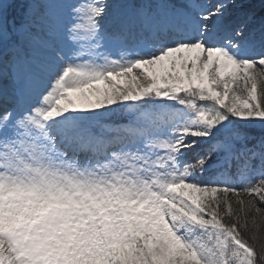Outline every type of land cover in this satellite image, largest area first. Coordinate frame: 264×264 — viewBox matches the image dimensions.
<instances>
[{
  "label": "snow or ice",
  "instance_id": "snow-or-ice-1",
  "mask_svg": "<svg viewBox=\"0 0 264 264\" xmlns=\"http://www.w3.org/2000/svg\"><path fill=\"white\" fill-rule=\"evenodd\" d=\"M0 264H264V0H0Z\"/></svg>",
  "mask_w": 264,
  "mask_h": 264
}]
</instances>
